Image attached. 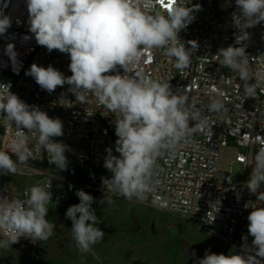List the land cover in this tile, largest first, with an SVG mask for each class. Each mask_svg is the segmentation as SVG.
Masks as SVG:
<instances>
[{"label": "clouds", "instance_id": "1", "mask_svg": "<svg viewBox=\"0 0 264 264\" xmlns=\"http://www.w3.org/2000/svg\"><path fill=\"white\" fill-rule=\"evenodd\" d=\"M8 2L0 4V36L12 23L4 12ZM160 3L161 0H26L29 31L36 43L49 53L58 50L69 54L72 75L66 77L52 65L43 67L36 63L25 74L49 93L57 86L69 85L68 91L82 104L91 94L114 114L118 137L115 151L119 156L113 155L111 148L106 149L104 167L112 176L102 177V186L130 202L144 199L151 190L159 157L193 142L196 134L208 128L204 109L196 107L189 88L173 91L170 80H148L136 71L146 53L163 50V55L174 59L175 68L184 72L199 47L196 40L187 41L190 47H186L178 34L195 20L201 5L189 7L191 0H165L162 13ZM235 4L239 10L233 16L239 29L235 45L239 46L221 47L214 56L220 58L222 67L238 74L243 95L255 99L258 89L264 92V63L253 68L246 52L251 39L247 29L264 21V0H235ZM5 54L13 65L17 63L13 43L6 45ZM11 87V82L0 83V114H6L3 117L16 128L12 142L16 159L0 150V175L16 174L28 164L33 158L30 140L37 151L47 153L50 165L67 170L65 153L69 147L53 139L63 136L62 121L27 104ZM221 95L209 94L208 112L228 111ZM190 122L194 124L190 126ZM243 162L244 168L252 167L246 188L257 197L255 202L244 205L252 208L247 217L248 235L253 237L251 245L247 243L248 236H242L241 253L225 255L205 250L197 264H264V146L243 157ZM51 188L50 182L33 185L23 193L24 199L0 196V249L11 248L21 237L36 243L46 242L54 235L55 224L46 219L52 203ZM75 194L79 203L69 206L65 215L72 222L76 248L86 254L103 241L105 232L98 227L93 196L82 189ZM107 203L112 204V199Z\"/></svg>", "mask_w": 264, "mask_h": 264}, {"label": "built area", "instance_id": "2", "mask_svg": "<svg viewBox=\"0 0 264 264\" xmlns=\"http://www.w3.org/2000/svg\"><path fill=\"white\" fill-rule=\"evenodd\" d=\"M3 2L5 0H0V4ZM192 4H200L201 10L195 13V20L178 34L186 47H190L186 43L189 40L198 42L190 67L181 72L175 68L173 58L163 55V50H154L142 57L136 71L142 72L148 80H170L173 91L189 88L190 98L196 101V107L204 109L202 114L207 117L208 128L196 134L193 142L159 157L151 190L144 199L135 201L195 224L232 247L235 253H241L242 236H248L249 245L253 239L248 235L247 219L252 208L246 209L244 205L255 202L257 197L248 192L246 184L233 181L230 166L239 164L244 168L243 157L255 154L264 146V92L258 89L255 99L244 96L238 74L222 67L220 58L214 56L221 47L239 46L235 45V37L239 35L233 21V16L239 13L235 0H191L188 6ZM165 6V0H161L159 10L162 13ZM4 12L11 17L12 23L6 34L0 36V83L11 82L10 90L24 102L38 106L50 118H59L64 134L53 139L69 147L65 153L69 161L67 170L62 171L65 178H56L63 181V189L54 186L53 170L37 166L49 164L48 155L43 150L37 151L31 140L29 147L33 150V158L21 166L17 174L46 177L42 183L36 184L51 183L52 203L48 208L58 209L70 204L80 189L87 193L116 196L102 186V177L112 176L104 167L106 149L111 148L112 154L119 156L115 151L118 137L114 114L91 94L83 104L76 101L67 84L57 86L51 93L42 90L31 76L25 74L26 71L36 63L43 67L52 65L64 76H71L69 54L58 50L49 53L36 43L34 34L29 31L26 0H9ZM247 31L251 39L247 42L246 52L253 68H256L264 63V56H261L264 55V21ZM25 36L29 39L25 40ZM8 43H13L18 53L15 65L5 54ZM117 71L123 74L119 66ZM216 92L222 94L228 108L226 113L206 110L209 94ZM3 115L6 114H0V150L8 152L14 159L12 142L16 128ZM231 149H235V154L229 166L223 168V151ZM244 171L250 178L252 167H245ZM26 189H22L20 199L25 198L23 193ZM18 243L33 254L34 263L40 260L38 246L42 242L33 243L21 237Z\"/></svg>", "mask_w": 264, "mask_h": 264}, {"label": "rangeland", "instance_id": "3", "mask_svg": "<svg viewBox=\"0 0 264 264\" xmlns=\"http://www.w3.org/2000/svg\"><path fill=\"white\" fill-rule=\"evenodd\" d=\"M235 149L224 150L221 166L227 168ZM233 181L246 184L249 175L243 166L232 164ZM63 170L51 172L54 186L64 188L57 177L65 178ZM46 177L19 174L0 175V196L19 198L23 188L42 183ZM94 198L92 207L100 220L98 227L105 232L101 243L93 246L92 252L81 254L72 238V222L66 218L69 206L78 204L75 197L70 204L58 209L49 208L46 219L55 224L54 235L38 248L41 260L37 264H197L203 257L187 256L183 246L211 248L212 253L228 255L235 253L213 238L201 227L184 221L146 203L128 201L123 197L89 193ZM108 199L113 203L108 204ZM100 201H103L100 203ZM2 257H11L12 264H36L33 254L21 243L9 249H0Z\"/></svg>", "mask_w": 264, "mask_h": 264}, {"label": "water", "instance_id": "4", "mask_svg": "<svg viewBox=\"0 0 264 264\" xmlns=\"http://www.w3.org/2000/svg\"><path fill=\"white\" fill-rule=\"evenodd\" d=\"M205 250H210V252H212L211 248H197V247L183 246V251L187 256H193L192 253L194 252L195 256L204 257Z\"/></svg>", "mask_w": 264, "mask_h": 264}, {"label": "trees", "instance_id": "5", "mask_svg": "<svg viewBox=\"0 0 264 264\" xmlns=\"http://www.w3.org/2000/svg\"><path fill=\"white\" fill-rule=\"evenodd\" d=\"M16 159V157L14 158V160ZM41 168H50V170H53V169H57L55 167V165H50V164H41V165H37ZM0 264H12V258L11 257H2L0 255Z\"/></svg>", "mask_w": 264, "mask_h": 264}, {"label": "crops", "instance_id": "6", "mask_svg": "<svg viewBox=\"0 0 264 264\" xmlns=\"http://www.w3.org/2000/svg\"><path fill=\"white\" fill-rule=\"evenodd\" d=\"M42 243H43V242H42ZM42 243L39 244L38 248L40 247V245H41ZM196 257H198V256H196ZM40 260H41V257H40ZM40 260H39V261H40ZM37 263H38V262H37ZM37 263H36V264H37Z\"/></svg>", "mask_w": 264, "mask_h": 264}]
</instances>
